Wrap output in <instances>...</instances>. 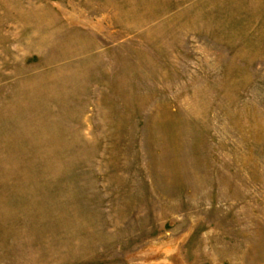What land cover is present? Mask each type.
I'll return each mask as SVG.
<instances>
[{
	"label": "rangeland",
	"instance_id": "obj_1",
	"mask_svg": "<svg viewBox=\"0 0 264 264\" xmlns=\"http://www.w3.org/2000/svg\"><path fill=\"white\" fill-rule=\"evenodd\" d=\"M0 264H264V0H0Z\"/></svg>",
	"mask_w": 264,
	"mask_h": 264
}]
</instances>
